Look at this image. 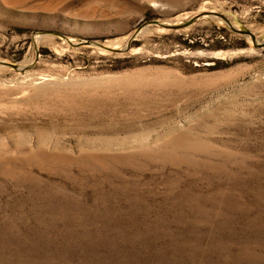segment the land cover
I'll return each instance as SVG.
<instances>
[{"label":"rangeland","instance_id":"obj_1","mask_svg":"<svg viewBox=\"0 0 264 264\" xmlns=\"http://www.w3.org/2000/svg\"><path fill=\"white\" fill-rule=\"evenodd\" d=\"M262 41L264 0H0V264H264Z\"/></svg>","mask_w":264,"mask_h":264},{"label":"water","instance_id":"obj_2","mask_svg":"<svg viewBox=\"0 0 264 264\" xmlns=\"http://www.w3.org/2000/svg\"><path fill=\"white\" fill-rule=\"evenodd\" d=\"M171 27H174V26H171ZM247 33H248V35L253 36V34L251 32H247ZM260 45L264 46V41H262Z\"/></svg>","mask_w":264,"mask_h":264}]
</instances>
